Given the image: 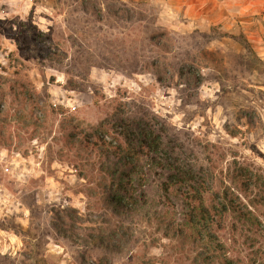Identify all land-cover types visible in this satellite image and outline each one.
<instances>
[{
  "label": "rangeland",
  "instance_id": "374dc122",
  "mask_svg": "<svg viewBox=\"0 0 264 264\" xmlns=\"http://www.w3.org/2000/svg\"><path fill=\"white\" fill-rule=\"evenodd\" d=\"M129 122L264 229V0H0V264H194L160 171L108 202Z\"/></svg>",
  "mask_w": 264,
  "mask_h": 264
},
{
  "label": "trees",
  "instance_id": "16d2710c",
  "mask_svg": "<svg viewBox=\"0 0 264 264\" xmlns=\"http://www.w3.org/2000/svg\"><path fill=\"white\" fill-rule=\"evenodd\" d=\"M129 123L124 133L126 150L116 153L119 154L116 156L120 166L111 173L117 184L108 190V202L115 207L114 210L122 212L128 209L131 213L133 207L140 204L138 190H144L146 186L141 179L146 177L148 171H160L155 174L161 173L165 179L158 185L159 189L164 196L171 195L179 200L182 220L176 222L167 212L160 213L158 220L167 226L169 232L184 240L182 249H200L194 264H264V235L260 233L264 229L231 187H214L213 180L204 170L185 166L181 164L179 156L168 152L160 133L135 122ZM147 156L150 168L144 171L145 166L141 163ZM137 183L140 185L138 190L134 187ZM249 187L247 183L245 188ZM229 215H234L233 223L229 222ZM245 227L257 229L256 235H244L242 229ZM228 229L232 237H226L225 231ZM242 236L244 243L250 247L247 253L237 251L231 244L238 243Z\"/></svg>",
  "mask_w": 264,
  "mask_h": 264
},
{
  "label": "crops",
  "instance_id": "0c3cea01",
  "mask_svg": "<svg viewBox=\"0 0 264 264\" xmlns=\"http://www.w3.org/2000/svg\"><path fill=\"white\" fill-rule=\"evenodd\" d=\"M19 170H20V169H19ZM19 170H18V171H19ZM18 171L16 170V172H18Z\"/></svg>",
  "mask_w": 264,
  "mask_h": 264
}]
</instances>
